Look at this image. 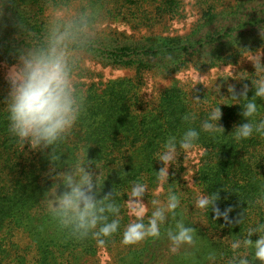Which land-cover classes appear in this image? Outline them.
Returning a JSON list of instances; mask_svg holds the SVG:
<instances>
[{"label":"trees","instance_id":"1","mask_svg":"<svg viewBox=\"0 0 264 264\" xmlns=\"http://www.w3.org/2000/svg\"><path fill=\"white\" fill-rule=\"evenodd\" d=\"M149 2H157L159 5H152L155 9L169 12L176 9L177 3L173 0H0V62H17L18 50L27 43L20 25L28 21L39 33L46 12L53 5L87 6L98 21L107 17L114 21H130V16L140 17L139 12L145 15L147 10L141 5ZM210 12L203 14L204 17L208 14L205 22ZM210 22L209 19L207 25ZM220 34L228 35L224 31ZM217 39L214 35L207 39L208 49L211 41ZM216 43L221 48L215 50L216 53L205 54L202 43L194 45L180 38L149 35L128 39L113 30H99L94 45L84 56L92 55L111 65L160 71L165 68L179 70L195 57L205 70L239 65L247 54L264 49V37ZM83 59L76 71V87L84 96V111L71 132L55 146V155L60 157L58 161L52 160L50 147L33 149L27 143L23 146L9 133L3 109L9 85L0 72V249L6 254L1 260L7 257L12 262L16 256L11 250L17 243L12 238L17 230L30 236L26 246L18 245L21 255L16 256V262L19 264H75L77 255L95 250L96 238H73L48 214L43 199L59 182L58 173L67 171L68 165L76 160L88 158L94 162L91 165L93 174L100 173L103 190L99 195L114 190L115 202L120 206V231L104 238L105 242L121 241L123 227L130 221L126 192L137 180L146 184V195L149 190L160 187V192L151 196L153 200L163 202L169 190L181 198L176 214L170 215L162 225L160 237L147 238L138 249H128L129 252L120 256L118 264H209V252H215V264H228L232 256L231 241L246 235L249 227L264 224V206L255 203L264 193V136L254 134L245 140L234 139L235 128L246 122L242 115L245 101L232 100L229 92L231 87L239 99L247 85V95L251 98L255 66L243 67L236 76H222L211 87L200 83L191 89L176 85L165 88L155 103H148L144 101L142 82L137 77L96 79L95 72L84 66ZM256 103L255 119L258 121L264 118V100L257 98ZM216 106L221 109L218 124L224 132L201 131V122ZM190 113L195 119L185 120L184 116ZM189 127L200 131L196 144L201 148L200 164L195 171L196 184L205 194L217 193L216 206L221 211L231 209L228 213L231 223L222 217L216 218L212 210L191 209L197 220L188 218L192 203L191 194L183 187L180 160L184 150L177 149L176 158L168 167V181L157 182L156 171L163 167V162L156 154L162 151L169 136L179 138ZM151 211L145 215V221ZM243 217L242 223H237ZM178 220L195 229L197 248H182L177 253L169 250L166 233L174 229ZM256 238L258 234L252 236ZM242 252L249 264H260L252 249Z\"/></svg>","mask_w":264,"mask_h":264},{"label":"clouds","instance_id":"2","mask_svg":"<svg viewBox=\"0 0 264 264\" xmlns=\"http://www.w3.org/2000/svg\"><path fill=\"white\" fill-rule=\"evenodd\" d=\"M20 27L24 30L27 43L18 50L17 62L8 67L5 75L9 92L3 109L8 131L23 146L27 143L33 149L50 147L52 160L58 161L60 157L55 155V146L71 132L84 111V96L76 87V71L84 54L97 39L98 20L87 6L74 7L64 3L48 8L39 33L33 30L28 21ZM261 56V53H256L249 59L255 66L252 97L248 98L247 85L239 99L229 88L232 100L245 101L242 115L246 122L237 126L232 133L237 141L254 134L264 136V118L255 119L258 114L256 100H264V62ZM221 115L220 107H213L201 122L200 130L211 134L224 132L218 124ZM184 119H195V115L186 114ZM199 136L200 131L189 127L179 138L169 136L165 140L162 151L156 154L157 159L163 162V167L156 171L158 183L168 181V167L175 160L177 149L192 150ZM93 163L88 158H81L68 165L67 171L58 173L56 179L59 182L44 194L43 199L48 214L73 238L92 237L103 244L104 238L120 231V206L115 202L114 190L99 195L103 186L100 173L93 174ZM145 193L146 184L139 180L126 192L128 215L133 219L123 227L121 243L124 245L159 238L162 225L180 207V196L169 190L163 202L158 199L151 201L153 208L145 221ZM217 199V193H203L196 197L193 205L201 211L212 210L216 218L222 217L231 223L228 215L231 209L221 211L216 206ZM255 203L264 206V193ZM243 219L237 220V223L241 224ZM254 234H258V238L252 239ZM166 235L172 253L182 248L198 247L195 229L182 220L176 222L174 229H168ZM230 248L232 256L228 264H249L242 252L247 249H252L256 260L264 264V224L249 227L246 235L231 241ZM207 260L209 264H215V252H209Z\"/></svg>","mask_w":264,"mask_h":264},{"label":"rangeland","instance_id":"3","mask_svg":"<svg viewBox=\"0 0 264 264\" xmlns=\"http://www.w3.org/2000/svg\"><path fill=\"white\" fill-rule=\"evenodd\" d=\"M165 1V0H164ZM176 3V9L173 11H161L155 9L152 5H159L155 3H146L141 5L147 12L145 15H138L140 17L133 18L130 16V21H114L107 18H102L98 21L99 30L108 32L113 30L118 32L121 37L128 39H139L149 35H163L174 38L184 39L190 44L201 45L205 54L208 52L218 51L220 48L217 41L229 43L231 41H250L264 37V0H173ZM172 2V3H174ZM140 5V4H138ZM75 7V6H74ZM210 9V10H209ZM212 11V12H210ZM210 12L209 25L203 14ZM136 15V14H135ZM134 16V15H133ZM206 23V24H205ZM228 35H221L223 32ZM213 35L217 41H211V48L207 45L209 37ZM198 42V43H197ZM226 46V44H221ZM206 47V49H204ZM217 47V48H216ZM212 49V50H211ZM261 53V59L264 57V49L254 53H249L239 65H223L202 70L201 61L195 57L186 64L185 67L179 70H171L165 68L148 69L135 68L133 66H119L111 65L101 61L92 55H85L83 62L84 66L90 71L95 72V78L100 80H107L118 77H137L142 82V94L144 101L148 103H155L160 92L171 86H185L187 89L193 88L196 84H202L204 87H211L216 85L222 76H236L237 73L247 66H254L249 60L254 54ZM201 58H203L201 56ZM12 64L0 62V72L5 76L8 67ZM201 155V148L196 146L192 150L184 151L180 163L183 165V181L184 189L191 194L190 211L188 218L195 222L194 201L203 191L196 184L195 171L199 166ZM160 192V187L153 191H147L143 198L146 205V214L153 208L151 201L152 195H157ZM151 194V195H150ZM150 195V196H149ZM145 214V215H146ZM133 217H130V220ZM185 220H187L185 218ZM19 231V232H18ZM26 232L17 230L14 232L13 241H16V246L11 250L16 256L21 255L18 251L19 246H26L30 242ZM144 240L131 245H124L121 241L104 242L100 244L96 242L95 250L88 254H79L75 259V264H118L120 256L129 250L138 249L144 244ZM17 251V253L15 252ZM129 252V251H128ZM5 257L0 249V264H19L16 262V256L12 262ZM22 264V263H20ZM28 264V263H27Z\"/></svg>","mask_w":264,"mask_h":264}]
</instances>
